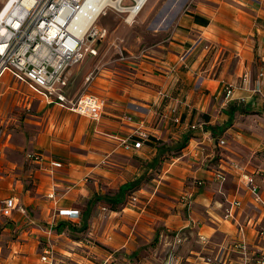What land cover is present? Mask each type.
<instances>
[{"label": "crops", "instance_id": "crops-1", "mask_svg": "<svg viewBox=\"0 0 264 264\" xmlns=\"http://www.w3.org/2000/svg\"><path fill=\"white\" fill-rule=\"evenodd\" d=\"M189 11L174 13L167 44L137 60L121 59L125 71L85 75L86 81L94 74L88 90L106 101L98 122L46 103L10 73L1 78L0 84L10 78L28 89L30 113L11 128L0 125V200L16 197L24 206L8 217L0 213V264H43L45 230L59 210L70 209L80 217L56 216L52 240L66 264H163L166 242L179 230L188 232L183 254L198 248L199 235L216 247L226 244L241 224L255 242L264 223V87L253 92L264 70V0H197ZM206 41L217 49L204 50ZM81 63L67 72L71 99L84 87L73 94ZM227 83L237 86L230 99ZM40 110L43 120L35 117ZM141 123L150 133L142 149L118 148L109 137H124ZM54 160L63 167L52 166ZM231 161L256 175L261 202L236 173L217 180L216 171ZM198 180L204 185L195 186ZM127 185L132 191L121 194ZM132 195L139 202L125 206ZM188 195L191 209L183 199ZM235 201L241 207L224 220L225 207Z\"/></svg>", "mask_w": 264, "mask_h": 264}, {"label": "built area", "instance_id": "built-area-1", "mask_svg": "<svg viewBox=\"0 0 264 264\" xmlns=\"http://www.w3.org/2000/svg\"><path fill=\"white\" fill-rule=\"evenodd\" d=\"M132 1L136 3V0ZM98 2L99 0H7L0 9V80L5 73H10L46 103L58 104L61 108L70 109L80 116L100 121L106 107L103 98L90 92H84L76 99L67 95L68 69L80 64L88 55L96 56V42L104 40L108 33L106 28H98L95 24L109 9V5H106L101 12L94 14L92 6ZM125 3L126 0H119V12L128 13L126 10L134 5ZM203 49L216 50L217 46L206 41ZM181 61H184V58ZM93 77L94 74L90 73L86 82H90ZM248 80V75H244L242 81L247 83ZM256 81L253 92L261 93L264 87V70L258 73ZM236 87L227 83L225 97L232 98ZM125 119L133 121V116H125ZM175 122H179V119ZM192 128L202 129V126L193 125ZM109 137L117 143L116 147L130 151L142 149L150 133L141 123L131 128L124 137L115 133ZM2 138L3 132L0 129V141ZM225 143L224 138L219 141L221 146ZM28 159L38 162L42 160V155L29 154ZM51 165L63 167L62 163L56 160ZM228 170L238 175L239 181H242L255 201L261 202L256 175L249 174L240 163L231 161L226 168H221L214 174L220 183L227 180ZM194 185L200 187L204 183L198 180ZM55 195L56 193H51L48 196L54 200ZM183 199L191 209V195ZM138 202V197L132 195L125 202V206L136 205ZM240 205L238 201L227 205L224 209V220L233 219L235 210L240 208ZM14 210H24V206L16 197L0 200V213L3 216H10ZM101 210L109 211V207L102 206ZM80 215L81 212L76 209L59 210L55 214L45 230L47 244L40 254L43 264H66L52 243L56 216H65L70 220L77 219ZM237 228L238 234L218 247L211 238L199 235L198 248L185 254L181 250L189 239L188 232L179 230L166 242L163 264H264V223L256 228L254 243L244 236L243 224L237 225Z\"/></svg>", "mask_w": 264, "mask_h": 264}, {"label": "rangeland", "instance_id": "rangeland-1", "mask_svg": "<svg viewBox=\"0 0 264 264\" xmlns=\"http://www.w3.org/2000/svg\"><path fill=\"white\" fill-rule=\"evenodd\" d=\"M6 1L0 0V9ZM156 1L150 0L147 9L142 10L132 23L126 21L127 12L122 13L115 8L107 9L108 15H103L96 21L97 27L106 28L108 33L104 41L97 44V56L91 60L88 58L81 63L79 70L81 74L72 84L73 94L77 88L82 86L84 87H82L80 95L89 92L90 84L85 81V75L89 72L95 71L96 75L97 72H103L104 70L110 72L116 68L125 71L124 65L120 64L126 61H121V59L137 60L143 53H147L150 47L167 44L174 28V22L172 21L174 13L177 10L179 15L190 13L191 5L194 6V2L197 0H158L155 11L150 16H146L145 14L151 9L152 3ZM131 3L134 4L131 0H126L125 5H131ZM26 90L28 89L25 86L17 85L10 78L4 79V82L0 84V92L7 91L5 94H0V125L2 124L3 128H11L14 121H21L20 118L23 119L30 113L24 104ZM36 103L39 104L40 101H36ZM35 117L43 120V111L36 112ZM54 129H56V126L53 127ZM60 134L61 137L59 138H62L64 133L61 132Z\"/></svg>", "mask_w": 264, "mask_h": 264}, {"label": "bare ground", "instance_id": "bare-ground-1", "mask_svg": "<svg viewBox=\"0 0 264 264\" xmlns=\"http://www.w3.org/2000/svg\"><path fill=\"white\" fill-rule=\"evenodd\" d=\"M148 1L149 0H136V3L130 9L126 10L128 11V16L126 21L131 23L134 22V19L138 15H140L141 11L145 8L144 6L147 4ZM106 5H109V9L115 8L118 11L121 10V6L119 7V0H99L98 3L92 6V8H94V14L97 15L99 12L102 11L103 7ZM103 15H108V10L101 16ZM101 16L98 19H100Z\"/></svg>", "mask_w": 264, "mask_h": 264}, {"label": "trees", "instance_id": "trees-1", "mask_svg": "<svg viewBox=\"0 0 264 264\" xmlns=\"http://www.w3.org/2000/svg\"><path fill=\"white\" fill-rule=\"evenodd\" d=\"M132 189H133L132 186H128V185H127V186H125L124 188H121V189L119 190V192H121V194L124 195V194L127 193L128 191H130V190L132 191ZM116 202L118 203V200H116ZM61 225H62V224H59L57 227H58V228H61Z\"/></svg>", "mask_w": 264, "mask_h": 264}]
</instances>
